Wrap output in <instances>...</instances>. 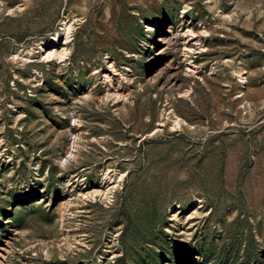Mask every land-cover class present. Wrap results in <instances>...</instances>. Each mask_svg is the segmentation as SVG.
Returning <instances> with one entry per match:
<instances>
[{
  "label": "rangeland",
  "instance_id": "rangeland-1",
  "mask_svg": "<svg viewBox=\"0 0 264 264\" xmlns=\"http://www.w3.org/2000/svg\"><path fill=\"white\" fill-rule=\"evenodd\" d=\"M0 252L264 264V0H0Z\"/></svg>",
  "mask_w": 264,
  "mask_h": 264
},
{
  "label": "bare ground",
  "instance_id": "bare-ground-1",
  "mask_svg": "<svg viewBox=\"0 0 264 264\" xmlns=\"http://www.w3.org/2000/svg\"><path fill=\"white\" fill-rule=\"evenodd\" d=\"M70 27H71L70 25L65 24V27H64V30H63L64 31V33H63V41H64V43L66 42V39L68 38V34L70 32ZM189 33H190V41H192L194 39L195 34L191 30H190ZM64 43L62 45H64ZM64 51H65V49H63V48L61 50H59V51L54 49V48H50L49 50L45 51V57H52V56H55V55L56 56L58 55L60 57V56H62V54L63 55L65 54ZM190 66H192V65H190ZM190 72H193L192 71V67H190ZM0 256H2L1 258L3 259V254L1 252H0ZM2 262L3 261H1V263Z\"/></svg>",
  "mask_w": 264,
  "mask_h": 264
}]
</instances>
